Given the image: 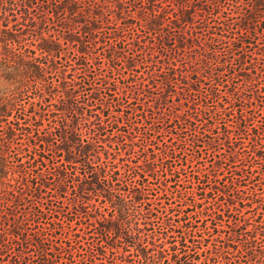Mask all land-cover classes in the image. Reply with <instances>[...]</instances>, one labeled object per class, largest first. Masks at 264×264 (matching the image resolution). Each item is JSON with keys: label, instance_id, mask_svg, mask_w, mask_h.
Here are the masks:
<instances>
[{"label": "trees", "instance_id": "1", "mask_svg": "<svg viewBox=\"0 0 264 264\" xmlns=\"http://www.w3.org/2000/svg\"><path fill=\"white\" fill-rule=\"evenodd\" d=\"M259 117L264 0H0V264H264Z\"/></svg>", "mask_w": 264, "mask_h": 264}, {"label": "rangeland", "instance_id": "2", "mask_svg": "<svg viewBox=\"0 0 264 264\" xmlns=\"http://www.w3.org/2000/svg\"><path fill=\"white\" fill-rule=\"evenodd\" d=\"M261 117H262V116H261ZM261 117H259V119H258L259 122H260L261 119H262ZM261 123L264 124V119L261 121ZM207 148H208V146H207ZM210 151H211V149L209 148V154H210ZM222 152H225V151H222ZM240 201H241V200H240ZM241 202L244 203V204L246 203V201H241Z\"/></svg>", "mask_w": 264, "mask_h": 264}]
</instances>
